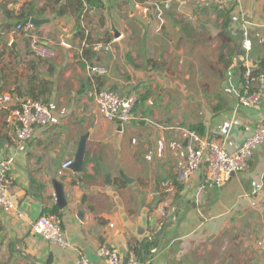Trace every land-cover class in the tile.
Segmentation results:
<instances>
[{"label": "crops", "instance_id": "1", "mask_svg": "<svg viewBox=\"0 0 264 264\" xmlns=\"http://www.w3.org/2000/svg\"><path fill=\"white\" fill-rule=\"evenodd\" d=\"M166 1L0 0V93L18 101L47 90L39 99L54 117L20 143L18 106L0 105V164L10 162L13 203L0 207V264H75L79 254L107 264L102 246L142 264H264V143L224 186L205 184L203 171L178 177L194 144L187 133L234 153L264 123V96L239 104L245 72L264 69V0L161 10ZM31 19L42 21L32 32L56 58L32 54L17 30ZM97 64L106 75L90 74ZM96 86L137 96L135 119H104L88 96ZM85 135L83 171L60 177ZM44 214L61 217L69 248L32 231Z\"/></svg>", "mask_w": 264, "mask_h": 264}, {"label": "built area", "instance_id": "2", "mask_svg": "<svg viewBox=\"0 0 264 264\" xmlns=\"http://www.w3.org/2000/svg\"><path fill=\"white\" fill-rule=\"evenodd\" d=\"M239 0H167L161 10H168L175 4L192 7L214 6L225 9ZM147 11L144 10L145 14ZM34 26L29 23L17 25V30L23 32L28 40L32 54L39 59L56 58L57 52L44 46L32 30ZM92 76H104L107 74L105 68L100 65L89 66ZM243 92L240 95L239 104L242 107H253L257 105L264 96V69L255 75L251 70L245 72ZM258 84L257 89L254 85ZM97 105L98 112L107 121L120 124H130L134 119L136 106L139 102L137 96L122 98L111 90H101L97 86L88 93ZM18 100V99H17ZM15 103L16 108L12 115L16 124L15 135L20 143H29L39 129H48L54 122L53 112L41 100L24 98L14 101L13 95L0 93V105L8 106ZM12 120H10L12 122ZM9 121V122H10ZM194 144L188 148L186 160L179 165L178 177L182 182H188L191 177L199 172H204V182L209 186L221 187L226 185L233 175L245 171L252 160L254 151L264 143V123H258L254 133L247 138L237 152L229 153L224 145L210 137L201 138L194 133H187ZM72 160L63 163L58 170L60 177L71 170ZM9 171L10 162L0 164V207L6 212L13 208L9 196ZM162 215L165 211L161 210ZM32 231L39 235L44 241L58 245L64 249L69 248L66 233L62 227L61 217L56 214H44L39 217L32 227ZM259 247L264 250V237L258 242ZM98 255L107 264H142L134 259L124 262L117 250L102 246ZM75 264H97L92 262L83 254H79Z\"/></svg>", "mask_w": 264, "mask_h": 264}, {"label": "water", "instance_id": "3", "mask_svg": "<svg viewBox=\"0 0 264 264\" xmlns=\"http://www.w3.org/2000/svg\"><path fill=\"white\" fill-rule=\"evenodd\" d=\"M30 23L36 27L42 24V21L36 20V19H31ZM114 35L115 37H118V32L114 30ZM88 136L85 135L81 137L80 139V144L78 151L75 155V158L73 160V164L71 166V170L75 173H81L84 168V161H85V154H86V143H87ZM50 178L52 181V186L55 192V197H56V205L60 209H64L67 206V199H66V193H65V188L64 184L56 177V173L54 170V167L50 168L49 171Z\"/></svg>", "mask_w": 264, "mask_h": 264}, {"label": "trees", "instance_id": "4", "mask_svg": "<svg viewBox=\"0 0 264 264\" xmlns=\"http://www.w3.org/2000/svg\"><path fill=\"white\" fill-rule=\"evenodd\" d=\"M88 3H93V2H95L97 5H100V4H98L97 2H98V0H86ZM82 4V3H81ZM47 92V90H42V91H39L38 93H34V91L33 90H31V92H30V98H32V99H35V100H40L39 99V96L40 95H43L44 93H46Z\"/></svg>", "mask_w": 264, "mask_h": 264}]
</instances>
